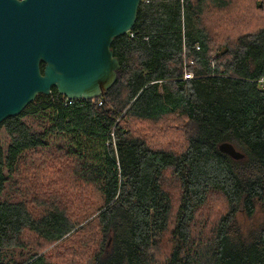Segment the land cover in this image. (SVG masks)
Returning <instances> with one entry per match:
<instances>
[{
    "label": "trees",
    "instance_id": "trees-1",
    "mask_svg": "<svg viewBox=\"0 0 264 264\" xmlns=\"http://www.w3.org/2000/svg\"><path fill=\"white\" fill-rule=\"evenodd\" d=\"M111 48L121 69L102 97L67 106L53 89L1 124L0 264L68 263L24 241L70 253L92 224L101 241L78 264H264V223H239L264 212V0H142Z\"/></svg>",
    "mask_w": 264,
    "mask_h": 264
},
{
    "label": "water",
    "instance_id": "water-1",
    "mask_svg": "<svg viewBox=\"0 0 264 264\" xmlns=\"http://www.w3.org/2000/svg\"><path fill=\"white\" fill-rule=\"evenodd\" d=\"M141 2L0 0V126L53 89L67 100L102 97L121 69L111 46L134 28ZM219 148L244 158L230 143Z\"/></svg>",
    "mask_w": 264,
    "mask_h": 264
},
{
    "label": "rangeland",
    "instance_id": "rangeland-1",
    "mask_svg": "<svg viewBox=\"0 0 264 264\" xmlns=\"http://www.w3.org/2000/svg\"><path fill=\"white\" fill-rule=\"evenodd\" d=\"M246 5L238 2L236 11L240 14L243 11L242 8L245 7ZM69 101H71V100H69ZM2 139H3V141L5 140L4 136L2 137ZM30 155L32 156V159H38L39 158L38 154H32L31 153ZM71 184L72 185L68 186L70 189H74V186H75L78 191L83 192L82 193V207L83 208L88 207V209H90V207H95L96 205H99L100 198H101L100 194L92 186L85 185V184L83 185L80 183L75 184L73 181H71ZM54 196H56L58 198V202L59 201H67V199H68L60 190L56 191ZM53 197L51 199H53ZM210 202H212V204L218 205L217 209H215V210L209 209V211L206 213L210 216V224L209 225H210V227H212L217 214H219V211H220L219 206H222V204H221V201L218 200V198H216V197H213L212 201H209V203ZM94 216L95 215H93L92 217H94ZM90 220H91V218H89L87 221L82 223L79 227H83ZM239 223H240L241 230H243V234L247 235L250 231H254V230L259 229L261 227V224L264 223V212L262 211L261 208H258V210H257V212L253 218H251V219L239 218ZM80 235H81L80 239H78V240L75 239L73 241V243L71 244V246L73 245L75 247H81V248L75 249L73 247V249L70 253H65L64 251L56 252L55 246H57L58 243L44 247V244L41 245L39 242L34 243L33 240H32V242H29L28 239L26 241H24V244L26 245V247H24V248L26 249V251L28 253H34L37 250H39L41 252L43 251L47 255H50V253H53L51 256H53L55 258H57V256L62 253V255L60 256V259L64 260V259L70 258V261L68 263H63V264H78L80 262V259H78L79 257H77V256H80V257L85 256L88 249H90L93 245L98 247V244L100 243L101 238H102V235L98 231V228L97 229L95 228L94 224H92L91 226L86 228ZM166 236H168V233L164 237H166ZM170 247H171V245L167 244V240L165 238L162 242V245L159 244V248H158V251L156 252V256L158 254H160L159 256L168 254L170 252ZM27 252H25V253H27ZM157 264H159L158 260H157Z\"/></svg>",
    "mask_w": 264,
    "mask_h": 264
},
{
    "label": "built area",
    "instance_id": "built-area-1",
    "mask_svg": "<svg viewBox=\"0 0 264 264\" xmlns=\"http://www.w3.org/2000/svg\"><path fill=\"white\" fill-rule=\"evenodd\" d=\"M132 36H134V35H132ZM197 49L199 50V48L197 47ZM190 65H192V63L190 64ZM185 68H187V67H185ZM194 78V74L191 72V71H188L187 69H186V71H185V75H184V80H192ZM259 85H260V88L261 89H264V79H261L260 81H259ZM71 101H73L72 99H70ZM71 101H66V105L67 106H72V102Z\"/></svg>",
    "mask_w": 264,
    "mask_h": 264
},
{
    "label": "bare ground",
    "instance_id": "bare-ground-1",
    "mask_svg": "<svg viewBox=\"0 0 264 264\" xmlns=\"http://www.w3.org/2000/svg\"><path fill=\"white\" fill-rule=\"evenodd\" d=\"M185 71H186V69H185ZM189 71V70H188ZM184 75H185V73H184ZM194 79V78H193ZM183 80H184V78H183ZM184 81H186V80H184ZM260 81V80H259ZM259 81H258V84H259ZM221 146V145H220Z\"/></svg>",
    "mask_w": 264,
    "mask_h": 264
}]
</instances>
